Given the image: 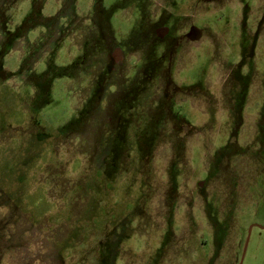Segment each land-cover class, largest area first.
I'll list each match as a JSON object with an SVG mask.
<instances>
[{
  "label": "rangeland",
  "instance_id": "obj_1",
  "mask_svg": "<svg viewBox=\"0 0 264 264\" xmlns=\"http://www.w3.org/2000/svg\"><path fill=\"white\" fill-rule=\"evenodd\" d=\"M253 223L264 0H0V264H238Z\"/></svg>",
  "mask_w": 264,
  "mask_h": 264
},
{
  "label": "water",
  "instance_id": "obj_2",
  "mask_svg": "<svg viewBox=\"0 0 264 264\" xmlns=\"http://www.w3.org/2000/svg\"><path fill=\"white\" fill-rule=\"evenodd\" d=\"M254 226H257L259 228H264V224H257V223L250 224L247 227L245 242H243V247H242V251H241V257L239 258L238 264H243V258H245L247 243L249 242L250 233H251L252 227H254Z\"/></svg>",
  "mask_w": 264,
  "mask_h": 264
}]
</instances>
